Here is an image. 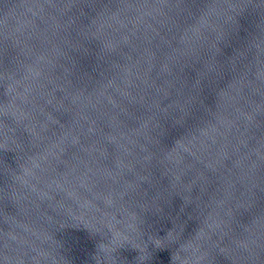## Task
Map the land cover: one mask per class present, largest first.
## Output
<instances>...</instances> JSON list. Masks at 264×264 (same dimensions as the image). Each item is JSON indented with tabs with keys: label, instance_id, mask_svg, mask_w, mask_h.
I'll use <instances>...</instances> for the list:
<instances>
[{
	"label": "water",
	"instance_id": "95a60500",
	"mask_svg": "<svg viewBox=\"0 0 264 264\" xmlns=\"http://www.w3.org/2000/svg\"><path fill=\"white\" fill-rule=\"evenodd\" d=\"M0 264H264V0H0Z\"/></svg>",
	"mask_w": 264,
	"mask_h": 264
}]
</instances>
